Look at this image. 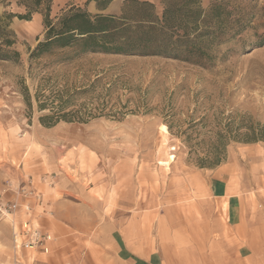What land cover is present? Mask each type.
<instances>
[{
  "label": "rangeland",
  "instance_id": "1",
  "mask_svg": "<svg viewBox=\"0 0 264 264\" xmlns=\"http://www.w3.org/2000/svg\"><path fill=\"white\" fill-rule=\"evenodd\" d=\"M105 1L53 0L49 18L57 22L72 5L121 15L129 0L120 11L102 7ZM150 2L159 18L167 6L185 5ZM188 4L201 10L190 24L200 59L85 54L60 61L58 49L32 57L45 40V11L22 19L24 5L0 0L1 42H13L0 58V192L8 189L22 209L0 213V264L36 263L35 252L15 248L13 228L26 217L23 205L38 222L53 217L46 196L57 186L80 228L141 224L179 247L193 235L209 242L223 232L228 198L211 195L214 180L231 185L264 223V142L247 141L264 126V45L256 43L264 36V0ZM178 26L169 31L176 38ZM59 96L70 100L74 119L46 125L41 117L50 110L39 104Z\"/></svg>",
  "mask_w": 264,
  "mask_h": 264
},
{
  "label": "crops",
  "instance_id": "2",
  "mask_svg": "<svg viewBox=\"0 0 264 264\" xmlns=\"http://www.w3.org/2000/svg\"><path fill=\"white\" fill-rule=\"evenodd\" d=\"M122 1L113 0L108 8L117 4L115 8L120 11ZM61 187L46 196L53 217L44 216L39 222L32 219L43 231L52 230L56 236V241L49 243L48 256L41 250H31L36 253L32 260L35 264H264V223L255 222L248 203L232 193L227 182L223 185L214 180L209 186L215 198H228L223 232L213 235L215 239L209 242L193 235V242L181 247L155 239L141 224L131 223L132 227L113 231L108 226L104 232L98 228L103 223L94 228H80L77 222L73 223L76 218L70 211L71 204L57 198L58 194H65L58 191ZM27 217L32 215L26 214ZM163 221L166 220H160L161 226L166 224Z\"/></svg>",
  "mask_w": 264,
  "mask_h": 264
},
{
  "label": "trees",
  "instance_id": "3",
  "mask_svg": "<svg viewBox=\"0 0 264 264\" xmlns=\"http://www.w3.org/2000/svg\"><path fill=\"white\" fill-rule=\"evenodd\" d=\"M53 0H18L24 5L27 14L19 15L22 19L30 20L35 12L45 11V40L40 42L32 52V57L38 58L45 53H53L54 49L61 50L60 61H67L85 54H113L127 56H152L192 60L190 55L199 58L195 47V39L190 35V24H197L201 10H193L189 0H184L181 9L167 6L162 18L155 14V5L147 0H129L122 7L121 15L92 13L81 6H70L57 22L49 18ZM99 0H88V2ZM113 0H106L101 6H107ZM87 2V3H88ZM100 5V4H99ZM220 5H215L213 11H219ZM178 14V17H174ZM182 34L173 37L169 31L179 29ZM175 25V26H174ZM212 33L200 34L196 38L208 37ZM1 35V31H0ZM0 38V58L6 57L4 46L12 45V40ZM195 38V37H194ZM200 39H198L200 41ZM264 45V36L257 42ZM4 45V46H3ZM200 60L197 61V63ZM69 99L59 96L56 101L40 103L41 110L49 109L50 113L41 117L46 125H54L61 120L72 121V111L66 112ZM247 141L264 142V126L256 132H251Z\"/></svg>",
  "mask_w": 264,
  "mask_h": 264
},
{
  "label": "built area",
  "instance_id": "4",
  "mask_svg": "<svg viewBox=\"0 0 264 264\" xmlns=\"http://www.w3.org/2000/svg\"><path fill=\"white\" fill-rule=\"evenodd\" d=\"M8 189H4L0 192V213L2 214H14L17 211H21L20 203L14 200H9L6 196ZM23 197L33 196L37 201H40V195L32 190H23ZM24 212L28 215H32V206L23 205ZM14 246L16 249H26V250H41L44 253H49L50 246L49 243L53 241V236L49 232H45L36 225L31 217L24 219L20 222L19 226H14ZM14 264H22L17 260Z\"/></svg>",
  "mask_w": 264,
  "mask_h": 264
},
{
  "label": "bare ground",
  "instance_id": "5",
  "mask_svg": "<svg viewBox=\"0 0 264 264\" xmlns=\"http://www.w3.org/2000/svg\"><path fill=\"white\" fill-rule=\"evenodd\" d=\"M240 175V174H239Z\"/></svg>",
  "mask_w": 264,
  "mask_h": 264
}]
</instances>
